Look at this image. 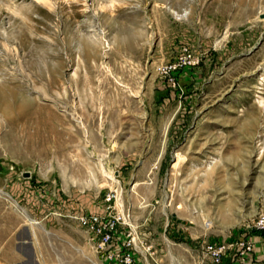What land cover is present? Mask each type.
Masks as SVG:
<instances>
[{
	"label": "rangeland",
	"instance_id": "1",
	"mask_svg": "<svg viewBox=\"0 0 264 264\" xmlns=\"http://www.w3.org/2000/svg\"><path fill=\"white\" fill-rule=\"evenodd\" d=\"M51 200L115 204L145 264H215L212 245L245 262L264 243V0H0V213Z\"/></svg>",
	"mask_w": 264,
	"mask_h": 264
},
{
	"label": "crops",
	"instance_id": "2",
	"mask_svg": "<svg viewBox=\"0 0 264 264\" xmlns=\"http://www.w3.org/2000/svg\"><path fill=\"white\" fill-rule=\"evenodd\" d=\"M50 205L51 212L46 213L41 206L40 214L29 218L11 210L0 213V264H82L87 253L91 249L96 250L97 242L92 240L91 234L80 225L78 219L84 214L123 215L116 210L115 204L106 202L97 203L98 206L92 211L84 209V205L78 209L74 202L69 201L51 200ZM126 232L125 228L118 227L112 243L98 252L101 264H118L109 261L107 255L125 249L128 240ZM250 239L255 244L254 252L245 262L233 260L228 264H264L261 236ZM150 248L145 239L132 241L133 264L148 262Z\"/></svg>",
	"mask_w": 264,
	"mask_h": 264
},
{
	"label": "built area",
	"instance_id": "3",
	"mask_svg": "<svg viewBox=\"0 0 264 264\" xmlns=\"http://www.w3.org/2000/svg\"><path fill=\"white\" fill-rule=\"evenodd\" d=\"M127 222V217L117 215L97 216L86 215L78 219L80 225L91 234L92 240L97 242L96 251L100 252L104 250L113 241V235L116 231L118 224H123V221ZM257 228L264 230V215L260 216L257 221ZM132 238H129L125 244V249L121 252H114L111 255H107L109 261H116L118 264H133V256L131 252ZM244 241V240H242ZM243 255L253 251L252 243L242 242ZM227 248L225 246H209L208 253L211 255V259L215 264H220L223 261Z\"/></svg>",
	"mask_w": 264,
	"mask_h": 264
},
{
	"label": "water",
	"instance_id": "4",
	"mask_svg": "<svg viewBox=\"0 0 264 264\" xmlns=\"http://www.w3.org/2000/svg\"><path fill=\"white\" fill-rule=\"evenodd\" d=\"M25 177H28L29 175L27 174V173H25V175H24Z\"/></svg>",
	"mask_w": 264,
	"mask_h": 264
},
{
	"label": "bare ground",
	"instance_id": "5",
	"mask_svg": "<svg viewBox=\"0 0 264 264\" xmlns=\"http://www.w3.org/2000/svg\"><path fill=\"white\" fill-rule=\"evenodd\" d=\"M41 1V0H40ZM44 1V0H43ZM46 1V0H45Z\"/></svg>",
	"mask_w": 264,
	"mask_h": 264
}]
</instances>
